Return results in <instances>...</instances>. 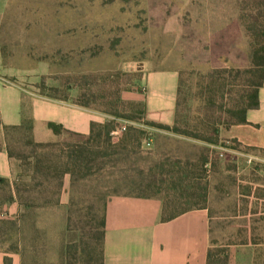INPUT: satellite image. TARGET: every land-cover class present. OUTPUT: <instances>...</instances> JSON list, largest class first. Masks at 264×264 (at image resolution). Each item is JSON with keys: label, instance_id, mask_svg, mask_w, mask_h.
Instances as JSON below:
<instances>
[{"label": "rangeland", "instance_id": "374dc122", "mask_svg": "<svg viewBox=\"0 0 264 264\" xmlns=\"http://www.w3.org/2000/svg\"><path fill=\"white\" fill-rule=\"evenodd\" d=\"M257 15L264 22V0H9L0 12V80L46 96L82 93L93 107L117 112L116 130L125 129L112 135L108 154L92 162L90 174L75 178L84 181L62 220L41 215L40 207L3 203L9 189L0 184V247L18 240L23 264H73L65 249L100 230L105 187L111 195L148 193L149 170L178 158L172 139H156V131L142 124L143 75L181 71L186 108L192 109L198 74L251 65L255 35L264 36L255 24L247 31L243 21L252 24ZM219 144L264 151L232 140ZM211 145L180 159L193 168L206 160L201 173L212 248L249 245L253 262L264 264V176L239 155L219 157ZM27 168L11 160L9 180Z\"/></svg>", "mask_w": 264, "mask_h": 264}, {"label": "trees", "instance_id": "16d2710c", "mask_svg": "<svg viewBox=\"0 0 264 264\" xmlns=\"http://www.w3.org/2000/svg\"><path fill=\"white\" fill-rule=\"evenodd\" d=\"M257 17L252 18V24L243 21V27L250 31L255 24L259 27L260 36H264V22L259 20L260 15ZM181 75L182 72L179 71L173 124L169 126L144 120L142 124L207 144H216L221 128L248 123L245 117L247 110L258 107L257 94L264 77V40L255 35L249 67L220 68L198 74L195 91L190 98L192 109L186 108L188 99L182 94ZM48 97L62 101L70 100L78 106L99 110L93 107L91 101L82 93L74 98L69 94ZM99 111L112 118L104 123L91 122L88 134L74 132L59 124L48 122L47 127L58 137L56 141L49 142L33 140L31 119L24 118L19 125H4L0 120L8 158L18 161L19 166L28 167V172L24 173L27 179L22 178L23 174H19L13 181L0 177V184L9 189L3 203L16 202L25 208L54 205L59 201L65 174L72 178L90 174L92 162L108 154L107 146L113 144L111 132L117 127L115 119L120 117L112 109L104 108ZM143 113L144 104L139 111L142 116ZM232 141L235 146H239L235 140ZM205 163V159L199 160L200 168H193L195 165L192 161L180 158L159 163L149 170L150 177L146 185L150 189L149 192L137 195L160 198L163 221L190 209L204 208L207 193L201 168ZM166 165L168 168H165ZM8 221L15 224L12 220ZM103 229L104 220L101 217L100 230L94 231L87 239L80 240L77 244L67 246L65 258L72 259L73 264H103ZM18 244L19 241L16 240L8 244L7 249L18 252ZM229 245L212 248L211 242L206 253V264H227ZM3 264H11L10 257L5 256Z\"/></svg>", "mask_w": 264, "mask_h": 264}, {"label": "crops", "instance_id": "0c3cea01", "mask_svg": "<svg viewBox=\"0 0 264 264\" xmlns=\"http://www.w3.org/2000/svg\"><path fill=\"white\" fill-rule=\"evenodd\" d=\"M8 1L0 0V12ZM177 83L178 71L174 68L153 70L143 75V116L147 121L169 126L173 124ZM257 95L258 107L247 110L245 114L248 123L221 128L217 143L235 140L241 147H264V77ZM24 118L32 120V138L35 142H49L56 141L58 137L47 127L48 122L88 134L91 122L104 123L109 116L78 106L70 100L53 99L18 84L0 81L1 124L19 125ZM148 127L156 131V139L159 136L175 142L172 155L178 158H194L199 149L207 144ZM11 176V160L5 150L4 133L0 126V177L10 179ZM83 181L65 174L58 203L40 207L41 215L44 211L62 220L64 215L61 212L66 211L68 204L75 200ZM105 188V197L101 202L104 220L103 264H206V253L211 246V215L207 205L163 221L160 198L131 193L111 195L108 186ZM14 205L17 204H9L11 207ZM18 250L9 251L7 245L0 247V264H3L5 256L10 257L11 264H23L25 249L18 244ZM253 254V248L249 245H229L227 264H253Z\"/></svg>", "mask_w": 264, "mask_h": 264}, {"label": "built area", "instance_id": "2783aa9c", "mask_svg": "<svg viewBox=\"0 0 264 264\" xmlns=\"http://www.w3.org/2000/svg\"><path fill=\"white\" fill-rule=\"evenodd\" d=\"M124 129L125 127L122 126L120 127V129L114 130L111 133L112 135H116L120 133L121 130H124ZM146 145L147 146L150 145V139H147ZM214 147L217 149V154L219 157L224 158L227 153L239 155L242 159L243 164L246 167L254 169L258 173H261L262 176H264V151L263 152L254 151V150L239 151L237 149L224 146L222 144L215 145Z\"/></svg>", "mask_w": 264, "mask_h": 264}]
</instances>
